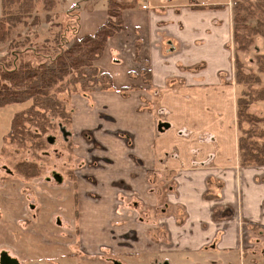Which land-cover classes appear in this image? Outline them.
<instances>
[{
  "label": "crops",
  "instance_id": "0c3cea01",
  "mask_svg": "<svg viewBox=\"0 0 264 264\" xmlns=\"http://www.w3.org/2000/svg\"><path fill=\"white\" fill-rule=\"evenodd\" d=\"M152 1L124 13L96 64L114 88L67 101L84 264H255L264 166L239 164L228 4ZM107 14L80 16L79 36Z\"/></svg>",
  "mask_w": 264,
  "mask_h": 264
},
{
  "label": "rangeland",
  "instance_id": "374dc122",
  "mask_svg": "<svg viewBox=\"0 0 264 264\" xmlns=\"http://www.w3.org/2000/svg\"><path fill=\"white\" fill-rule=\"evenodd\" d=\"M160 1L162 0L158 2ZM242 1L253 7L260 2V0ZM163 2L168 6L203 5V7H199L200 9H206L208 7L205 6L214 3L222 4L225 2L228 4L230 19L233 20L232 0H163ZM108 3L109 0H55V7L49 16L50 20L47 22L48 13L39 6L36 14L41 17V24L33 29L19 26L13 31V39L7 44L0 45V64L5 58L10 59L12 41L23 42L24 39L30 38L32 44H25L18 51L24 52L28 48L30 52L36 51L45 55L49 53L50 48L65 42L66 37L68 41L73 40L74 35L69 29L78 25L80 16L82 22L86 24V20L91 19V16L106 12ZM260 15L264 19V13ZM252 24L255 25V22ZM231 37L233 40V35ZM45 41H48L47 45H44ZM263 45V37L255 36L250 50L243 53L231 43L230 49L234 63L237 56L245 67L246 73L258 74L256 59L264 54ZM29 59L33 60L32 57H25L22 60L27 61ZM31 62L37 65L36 61ZM262 79L264 81V77ZM233 80L236 83L235 72ZM96 89L100 88L97 86ZM240 91L241 87L237 85V96ZM89 92L81 91V88H78L76 93L59 94L58 99L66 105V111L69 113L67 101L69 102V99L75 94ZM30 105L31 102L22 105L13 104L0 109V255L6 251L20 264H84L88 257L80 250V232L77 228V184L73 170L69 169L68 161L71 157L69 153L71 145L68 144L69 141L64 139L60 129L63 127L69 131L71 129L70 121L59 117L49 118L51 128L44 136L46 143L42 150L33 149L32 142L29 141L22 143L20 139L14 138L15 141L13 142L8 137L11 122L15 114L27 110ZM251 113L264 117V103L254 105L251 108ZM26 128L31 130L33 134L38 133L35 128L30 129L29 125H26ZM49 137L53 138L54 143L48 142ZM24 162L36 164L41 169L40 175L32 179H24L23 176L19 175L17 165ZM74 167L72 165L71 169ZM55 174L62 177L61 183L54 179ZM263 182L264 175L261 178V183ZM58 220L61 223L60 227L57 225ZM253 226V224L247 223V227H251V232ZM247 235L250 238L251 235L249 233ZM253 237V242L257 237H260L264 244V233L261 236L254 235ZM255 252L253 258L248 255L250 260L256 261L255 264H264V245L261 249L249 251L248 254ZM115 258V254L107 252L105 258L107 260L104 264L114 263ZM232 259L231 264H246L244 258L239 257V253L238 255L235 254Z\"/></svg>",
  "mask_w": 264,
  "mask_h": 264
},
{
  "label": "trees",
  "instance_id": "16d2710c",
  "mask_svg": "<svg viewBox=\"0 0 264 264\" xmlns=\"http://www.w3.org/2000/svg\"><path fill=\"white\" fill-rule=\"evenodd\" d=\"M233 2V44L240 52H247L253 45L255 36L264 39V0L255 7L242 0ZM43 7L50 20L55 0H2L0 16V45L13 39V31L19 26L33 29L41 24L37 16L38 7ZM138 0H109L108 19L99 27L94 36H79V23L69 29L73 40L49 49V53L18 51L25 44H32L30 38L23 42L12 41L10 59L0 64V109L13 104L31 102L27 110L15 114L8 137L22 143L32 142L33 149L45 147L44 136L51 128L49 118H62L70 121L66 105L59 94L92 91L98 86L101 90L114 88L110 75L102 73L96 66L106 50L108 39L125 29L124 13L136 9ZM79 20V19H78ZM255 22V25L252 24ZM64 37V36H63ZM36 39V38H35ZM19 41V42H18ZM39 43V42H37ZM48 41L44 42L47 45ZM264 46V45H263ZM51 50V53H50ZM25 57H32L24 61ZM257 73H246L245 67L235 57L236 84L241 87L237 97V130L239 164L244 168L264 166V117L251 113V108L264 103V54L256 59ZM263 76V77H262ZM129 89H125L127 91ZM26 125L38 130L33 134ZM17 172L24 179L40 175L41 169L33 163H20Z\"/></svg>",
  "mask_w": 264,
  "mask_h": 264
},
{
  "label": "water",
  "instance_id": "95a60500",
  "mask_svg": "<svg viewBox=\"0 0 264 264\" xmlns=\"http://www.w3.org/2000/svg\"><path fill=\"white\" fill-rule=\"evenodd\" d=\"M167 128H168V125L160 124L159 131L162 132L164 129H167ZM60 129H61V132L64 136V139L66 141H68V139H69L68 137H70V133L68 131H66V129H64L63 127H60ZM48 142L54 143L53 138L49 137ZM54 179L57 180L59 183L62 182V177L59 174L54 175ZM0 264H20V262L16 258L11 257V255H9L8 252L4 251L0 255ZM114 264H121V263L115 261Z\"/></svg>",
  "mask_w": 264,
  "mask_h": 264
},
{
  "label": "flooded vegetation",
  "instance_id": "af4514ba",
  "mask_svg": "<svg viewBox=\"0 0 264 264\" xmlns=\"http://www.w3.org/2000/svg\"><path fill=\"white\" fill-rule=\"evenodd\" d=\"M56 175V174H55ZM57 181V180H56ZM58 182V181H57ZM59 183V182H58ZM38 209V208H37ZM60 221L58 220L57 225L60 227Z\"/></svg>",
  "mask_w": 264,
  "mask_h": 264
}]
</instances>
